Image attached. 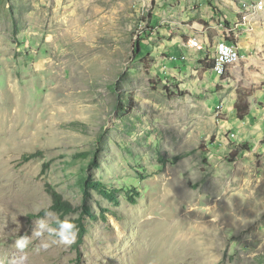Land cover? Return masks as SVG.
<instances>
[{"label": "rangeland", "instance_id": "obj_1", "mask_svg": "<svg viewBox=\"0 0 264 264\" xmlns=\"http://www.w3.org/2000/svg\"><path fill=\"white\" fill-rule=\"evenodd\" d=\"M159 1L0 0L4 264H264V0H238L242 17L233 0L209 1L213 28L190 0ZM195 38L204 49L183 53ZM221 39L244 51L239 76L214 82ZM239 92H253L244 120ZM86 180L120 188V203L86 194ZM49 184L78 210H53ZM85 202L107 218L83 216ZM60 220L74 221L70 244ZM40 222L53 231L35 236Z\"/></svg>", "mask_w": 264, "mask_h": 264}, {"label": "trees", "instance_id": "obj_2", "mask_svg": "<svg viewBox=\"0 0 264 264\" xmlns=\"http://www.w3.org/2000/svg\"><path fill=\"white\" fill-rule=\"evenodd\" d=\"M211 67V66H209ZM214 67V66H213ZM253 96V92H249L248 94H244L242 92H239V97H238V101L235 105V108L237 110V115L239 117V119L244 120L247 116L250 115V111H251V102H250V97ZM41 153V151H36L33 153H28L25 154L23 157V161H29L33 158H35L36 156H38ZM184 156H175L173 158L174 162L179 161L180 159H182ZM49 167V164L46 163L44 164V167L42 169V174L45 173L46 169ZM85 188L86 191L85 193L87 194V189H96L97 191H99L105 198L109 199L110 201H114L115 203L119 204L120 203V199H119V191L121 190L120 188H112L109 189L102 181L100 180H95V181H91V180H86L85 181ZM48 192L51 194L52 198H53V204L51 206V208L59 213H61L62 215L65 214H69L72 213L74 211H77L78 209L70 202L64 199L63 195L57 191L55 188H53L50 184L48 185ZM141 195V192L138 189L133 190L131 193H128L126 195V198L129 202L131 203H137L138 201V197ZM86 200V198H85ZM82 215L85 216H89L92 220H98L100 217L106 219V213L103 212L101 214V216L97 215V213H95L93 211V209L85 202L82 205ZM79 221V231H78V240H77V247L79 248L85 241V237L87 235V227L85 224H83L80 220ZM61 222H67V223H74L73 220H60L58 221L56 224L61 226Z\"/></svg>", "mask_w": 264, "mask_h": 264}, {"label": "crops", "instance_id": "obj_3", "mask_svg": "<svg viewBox=\"0 0 264 264\" xmlns=\"http://www.w3.org/2000/svg\"><path fill=\"white\" fill-rule=\"evenodd\" d=\"M170 1H172V0H163L162 2L161 1H159L160 3H163V4H165V3H168L169 4V2ZM191 1V3L193 4V7H195V9L192 11V14H196V13H198V12H200V9H202V10H207V19H211V21H210V24H209V26L211 27V28H213L214 27V22H215V18H212L213 16H215L216 17V15L213 13V9L209 6V1H211V0H190ZM231 3H232V5H234V13L233 14H236V17H239V16H243L242 14H243V12H244V10L243 11H240L239 12V8H243V1L242 2H240V1H238V0H233V1H231ZM161 5V4H160ZM222 8H224L225 9V6L224 5H222ZM245 9V8H244ZM223 11V10H222ZM225 11V10H224ZM181 12H179L178 13V17H181ZM263 15H264V13H263ZM262 15V16H263ZM227 16V15H226ZM223 18H225L224 17V14H222V13H220V17L218 18H216L217 20H220V19H223ZM262 18V17H261ZM195 27L198 29V27H199V25L197 24V23H195ZM208 27V26H207ZM181 28V27H180ZM169 35V34H168ZM169 37V36H168ZM166 43H169L170 41H169V39H163ZM222 40V39H221ZM221 40H219L215 45H214V48H211L210 50H211V52H212V54H211V62H210V64H209V66H211V67H209L208 66V69L206 70V76H209V77H211L212 79H211V81H214V82H219L221 79H222V76H220V75H218L214 70H213V66H214V55H215V48H216V46H217V44L221 41ZM171 43H174V44H181V41L179 40V37H175L174 39H173V42H171ZM173 44V45H174ZM192 44H201L202 45V47L203 48H197V47H194V46H192V47H189V46H187V45H185L184 46V50H183V53H185V54H187L188 52H192V51H200V50H203L204 49V40L202 39V38H195V40L194 41H192ZM239 44V43H238ZM242 50H243V47L242 46H240V52H241V54L243 53L242 52ZM174 51L177 53L178 51L179 52H181V50H180V48H178V47H174ZM244 51V50H243ZM246 52V51H245ZM254 59H256V58H252V60H254ZM257 60V62H258V64H262L261 63V61L260 60H258V59H256ZM239 65H241L240 63L239 64H237V65H231L229 68H228V71L229 70H231V74L232 75H234V76H239V73H240V67H239ZM197 73V72H196ZM196 73H194L195 75H197ZM198 78V80H199V77H197ZM236 103V102H235ZM236 109V108H235ZM225 111V110H224ZM225 115H226V112H225ZM224 121V120H223ZM222 121V122H223Z\"/></svg>", "mask_w": 264, "mask_h": 264}, {"label": "clouds", "instance_id": "obj_4", "mask_svg": "<svg viewBox=\"0 0 264 264\" xmlns=\"http://www.w3.org/2000/svg\"><path fill=\"white\" fill-rule=\"evenodd\" d=\"M74 229H75V226L73 224H70L67 222H61L60 230L58 232H56V235H58L60 237L61 242L65 243V244H70L74 240ZM46 230L49 232L53 231L51 229H48L47 226L43 222H40V223H38L37 227L34 229V235L39 237ZM66 231L72 233V239L69 238V235H66ZM15 243H16V247L22 251L28 246V244L30 243V240L27 237H21ZM42 247L46 249L48 247V245L44 244V245H42ZM26 259H27L26 256H20L18 258H14L10 262V264H24V261ZM0 264H4V262L0 261Z\"/></svg>", "mask_w": 264, "mask_h": 264}, {"label": "built area", "instance_id": "obj_5", "mask_svg": "<svg viewBox=\"0 0 264 264\" xmlns=\"http://www.w3.org/2000/svg\"><path fill=\"white\" fill-rule=\"evenodd\" d=\"M254 9H257V15L263 14V12H264V6L262 8H254ZM243 10H245V9L244 8H239V12L243 11ZM192 45L194 47H197V48H200V49L203 48L201 44H192ZM215 50L219 51V57H222V59H223V57H226V52L227 51H237V52H239L241 54L239 44L237 42H235V41H232L231 39H223V40H221L217 44ZM213 70L219 75L220 71H219V67L218 66L214 67ZM224 106H225V103L221 107H224ZM221 107H219V108H221Z\"/></svg>", "mask_w": 264, "mask_h": 264}, {"label": "bare ground", "instance_id": "obj_6", "mask_svg": "<svg viewBox=\"0 0 264 264\" xmlns=\"http://www.w3.org/2000/svg\"><path fill=\"white\" fill-rule=\"evenodd\" d=\"M240 58H241V55L239 52L227 51L226 57H223V59H222V57H219V51L215 50L214 67L218 66L219 71H220L219 75L223 76L225 74V72H227L226 70L229 68V66L240 61Z\"/></svg>", "mask_w": 264, "mask_h": 264}]
</instances>
